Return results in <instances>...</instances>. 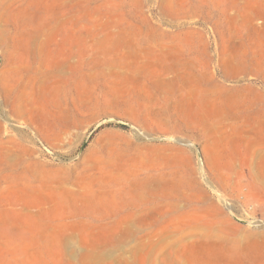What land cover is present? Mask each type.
Masks as SVG:
<instances>
[{
  "label": "rangeland",
  "instance_id": "rangeland-1",
  "mask_svg": "<svg viewBox=\"0 0 264 264\" xmlns=\"http://www.w3.org/2000/svg\"><path fill=\"white\" fill-rule=\"evenodd\" d=\"M0 59V264H264V0H0Z\"/></svg>",
  "mask_w": 264,
  "mask_h": 264
},
{
  "label": "water",
  "instance_id": "water-1",
  "mask_svg": "<svg viewBox=\"0 0 264 264\" xmlns=\"http://www.w3.org/2000/svg\"><path fill=\"white\" fill-rule=\"evenodd\" d=\"M0 64H1V59H0ZM111 122H116L118 124H121L122 126H126L128 128H134V126L131 124V123H126V122H123L122 120H119L117 118H108L106 119L105 121L99 123L98 125H96L90 132L89 134L87 135L86 139L84 140L81 148H80V151H79V156L82 154V152L84 151V149L86 148L92 134L104 123H111ZM168 141H172L173 139H167ZM47 152L51 153V150L48 149V148H45ZM197 155H198V158L200 161H203V157H202V153L200 150H197ZM234 219H236L238 222L242 223V224H246V225H250V221L248 220H245V219H241L239 217H237L236 215H233Z\"/></svg>",
  "mask_w": 264,
  "mask_h": 264
},
{
  "label": "trees",
  "instance_id": "trees-1",
  "mask_svg": "<svg viewBox=\"0 0 264 264\" xmlns=\"http://www.w3.org/2000/svg\"><path fill=\"white\" fill-rule=\"evenodd\" d=\"M122 128H126L125 126H121Z\"/></svg>",
  "mask_w": 264,
  "mask_h": 264
},
{
  "label": "bare ground",
  "instance_id": "bare-ground-1",
  "mask_svg": "<svg viewBox=\"0 0 264 264\" xmlns=\"http://www.w3.org/2000/svg\"><path fill=\"white\" fill-rule=\"evenodd\" d=\"M253 223V222H252Z\"/></svg>",
  "mask_w": 264,
  "mask_h": 264
}]
</instances>
